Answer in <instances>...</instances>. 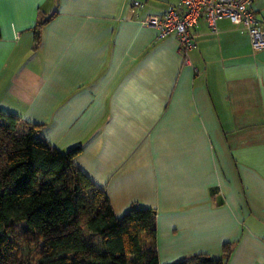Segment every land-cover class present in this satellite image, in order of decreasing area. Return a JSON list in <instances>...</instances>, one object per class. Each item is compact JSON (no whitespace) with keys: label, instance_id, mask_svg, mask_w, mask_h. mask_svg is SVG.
<instances>
[{"label":"crops","instance_id":"obj_1","mask_svg":"<svg viewBox=\"0 0 264 264\" xmlns=\"http://www.w3.org/2000/svg\"><path fill=\"white\" fill-rule=\"evenodd\" d=\"M176 3L0 0V110L80 146L117 216L154 209L159 264L225 243L226 264H264V49L201 17L184 56L143 23ZM251 6L264 29V0Z\"/></svg>","mask_w":264,"mask_h":264},{"label":"trees","instance_id":"obj_2","mask_svg":"<svg viewBox=\"0 0 264 264\" xmlns=\"http://www.w3.org/2000/svg\"><path fill=\"white\" fill-rule=\"evenodd\" d=\"M41 128L0 110V264H159L155 210L117 216L74 163L80 146L59 150ZM230 250L176 264H226Z\"/></svg>","mask_w":264,"mask_h":264},{"label":"built area","instance_id":"obj_3","mask_svg":"<svg viewBox=\"0 0 264 264\" xmlns=\"http://www.w3.org/2000/svg\"><path fill=\"white\" fill-rule=\"evenodd\" d=\"M252 2L253 0H177L176 4H169L161 15L144 18L143 23L155 26L160 39L175 33L179 50L186 56L187 51L194 46L190 28L197 24L199 18L202 17L214 33L217 32V20L227 18L240 25L249 35L253 50H260L264 49V29L252 9ZM133 3L141 5L138 1Z\"/></svg>","mask_w":264,"mask_h":264},{"label":"water","instance_id":"obj_4","mask_svg":"<svg viewBox=\"0 0 264 264\" xmlns=\"http://www.w3.org/2000/svg\"><path fill=\"white\" fill-rule=\"evenodd\" d=\"M217 198H219V196H217ZM218 203V202H217ZM171 264H176V262H173V263H171Z\"/></svg>","mask_w":264,"mask_h":264}]
</instances>
